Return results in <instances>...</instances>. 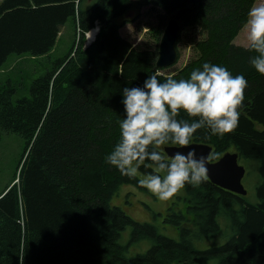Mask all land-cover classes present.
Returning <instances> with one entry per match:
<instances>
[{
	"label": "trees",
	"instance_id": "1",
	"mask_svg": "<svg viewBox=\"0 0 264 264\" xmlns=\"http://www.w3.org/2000/svg\"><path fill=\"white\" fill-rule=\"evenodd\" d=\"M255 1L0 0V68L12 54L53 51L68 22L81 34L101 23L94 43H82L75 58L72 47L34 79L30 96L14 101L12 83L0 90V140L16 133L26 145L13 179L0 192V264H264V129L258 128L264 125V75L250 64L257 53L232 41ZM145 5L163 9L161 20L175 17L181 29L195 26L206 33L196 45L197 56L175 74L157 67L159 45L140 49L121 34V17L139 14ZM204 63L243 74L248 86L234 131L212 135L208 128L198 129L190 143L211 145L212 161L227 151H237L240 159L257 158L258 202L208 177L196 187L186 184L164 217L178 229L174 238L113 203L123 185L148 190L106 156L120 140L125 87H142L153 73L162 81L188 79ZM177 119L195 118L181 111ZM149 171L140 168L141 175ZM222 218L230 237L198 247L221 232ZM128 227L130 239L122 243ZM140 241L151 245L130 254L131 244Z\"/></svg>",
	"mask_w": 264,
	"mask_h": 264
},
{
	"label": "clouds",
	"instance_id": "2",
	"mask_svg": "<svg viewBox=\"0 0 264 264\" xmlns=\"http://www.w3.org/2000/svg\"><path fill=\"white\" fill-rule=\"evenodd\" d=\"M247 46L257 53L251 66L264 75V0L253 3L243 25ZM92 38L90 31L89 39ZM153 73L142 87L122 90L124 118L119 123L120 140L106 161L160 201L173 198L186 184L196 187L207 180L212 156L195 150L176 151L165 156L162 146L169 143L187 147L198 129L224 135L238 125L248 81L243 74L233 75L226 67L204 63L188 79L159 78ZM181 111L192 122L179 120ZM149 161L150 163H145ZM144 166L151 171L140 174Z\"/></svg>",
	"mask_w": 264,
	"mask_h": 264
},
{
	"label": "rangeland",
	"instance_id": "3",
	"mask_svg": "<svg viewBox=\"0 0 264 264\" xmlns=\"http://www.w3.org/2000/svg\"><path fill=\"white\" fill-rule=\"evenodd\" d=\"M259 2L260 0L255 1V3ZM163 12L164 10L158 7L145 5L139 14H135L134 16L128 14L121 17L122 20H125L121 28V34L137 48L156 49L160 44L168 22L167 19H160L159 16ZM95 27L98 28V33L95 37L97 39L101 29L99 20L95 22ZM79 30L81 31L80 27L76 29L73 23H66L55 48L46 55H10L5 65L0 68V90L12 83L17 89L14 101L24 96H30V86L34 79L46 73L54 65L55 61L69 54L72 47L73 51L70 54L74 58L82 43L85 47V43L88 41L87 31L81 34ZM205 37L206 33L199 27L191 26L181 29L180 41L177 44L179 59L177 63L164 69L162 72L168 75L178 72L187 62L197 56L196 45ZM95 39L90 44L94 43ZM232 41L233 43L247 46L243 27ZM90 44H87V46ZM258 128L264 129V125H259ZM25 147L24 139L16 133L4 134L0 140V192L13 179ZM239 162L246 168V174L243 178V184L247 189L246 197L249 202L257 203V186L261 182L259 175L260 162L257 158H241ZM184 192V189H181L170 200L160 201L149 191H145L134 185H123L119 194L113 199V203L120 205L135 220L152 222L158 225L162 233L178 238V229L165 222L164 217L169 205L172 204L176 196L184 195ZM220 223L221 232L219 234L212 239L196 243V245L204 248L225 242L231 235V229L225 218L220 219ZM130 234L131 227H128L122 235L121 242L126 243L130 239ZM150 245L151 243L148 241L134 242L130 246V254L146 251Z\"/></svg>",
	"mask_w": 264,
	"mask_h": 264
},
{
	"label": "water",
	"instance_id": "4",
	"mask_svg": "<svg viewBox=\"0 0 264 264\" xmlns=\"http://www.w3.org/2000/svg\"><path fill=\"white\" fill-rule=\"evenodd\" d=\"M180 36L181 26L178 20L175 17H172L167 22L159 44L157 59V67L159 69H165L177 63L179 59L177 44L180 41ZM178 150L185 153L189 150H195L198 156H209L211 155L213 148L209 144L198 142L190 143L184 148H181L178 145L165 146V151L169 157L174 155ZM239 159L240 156L238 152L227 151L218 160H210L208 163V178L224 189L246 196L247 189L243 184L246 168L240 164ZM18 180L19 179H16L15 182H18Z\"/></svg>",
	"mask_w": 264,
	"mask_h": 264
},
{
	"label": "bare ground",
	"instance_id": "5",
	"mask_svg": "<svg viewBox=\"0 0 264 264\" xmlns=\"http://www.w3.org/2000/svg\"><path fill=\"white\" fill-rule=\"evenodd\" d=\"M98 25V24H97ZM90 31L92 32V38L90 39V40H88L89 42H92L94 39H95V37H96V35H97V33H98V28L97 27H94V28H92L91 30H89L88 32H87V38L89 39V34H90ZM100 32V31H99ZM96 40V39H95ZM91 45V44H90Z\"/></svg>",
	"mask_w": 264,
	"mask_h": 264
},
{
	"label": "built area",
	"instance_id": "6",
	"mask_svg": "<svg viewBox=\"0 0 264 264\" xmlns=\"http://www.w3.org/2000/svg\"><path fill=\"white\" fill-rule=\"evenodd\" d=\"M87 44H90V42H89V41H87V43H85V47L87 46Z\"/></svg>",
	"mask_w": 264,
	"mask_h": 264
}]
</instances>
